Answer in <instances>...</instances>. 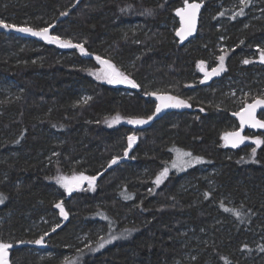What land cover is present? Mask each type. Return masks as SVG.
Masks as SVG:
<instances>
[{"label":"trees","instance_id":"16d2710c","mask_svg":"<svg viewBox=\"0 0 264 264\" xmlns=\"http://www.w3.org/2000/svg\"><path fill=\"white\" fill-rule=\"evenodd\" d=\"M231 1L202 0L198 36L180 46L173 13L185 0H0L6 23L54 24L52 35L89 53L0 33V242L12 245L11 264H264V143L251 142L264 134L248 133L237 151L221 139L236 125L226 85L247 87L259 74L240 51L264 38V18L248 22L247 7L230 14ZM220 36L231 49L226 72L199 85L197 65H214ZM96 56L140 87L101 82ZM146 93L189 106L140 129L127 120L155 111ZM178 151L202 160L174 168ZM80 174L94 186L69 193L56 181Z\"/></svg>","mask_w":264,"mask_h":264},{"label":"snow or ice","instance_id":"6c2138e0","mask_svg":"<svg viewBox=\"0 0 264 264\" xmlns=\"http://www.w3.org/2000/svg\"><path fill=\"white\" fill-rule=\"evenodd\" d=\"M240 2V11L238 13H235V15L242 16L244 15V8L248 6L250 3V0H239ZM201 7L200 3H188V0H185V6L183 8L176 10V15L180 17L181 20V27L176 31V35L180 37L181 41H183L187 35H191L193 30L195 29V23H196V16ZM121 11H124V9H121ZM61 16L67 15V12H61ZM219 15L223 16L224 13L221 12ZM52 25H48L47 27L42 28H33L30 26H17L11 23H6L4 20L0 19V28L4 29H15L18 32L22 33H29L32 36L38 37L45 42L49 44H57L60 47L65 48H77L82 54L88 55L89 53L86 52L83 44H73L69 40H62L59 36L50 35L49 34V28H51ZM243 43V42H242ZM95 59L102 65V68L97 72L96 77L97 79H104L109 84H128L132 88H139L140 85L137 84L133 79H130L128 75H125V73L119 71L110 61L102 59L100 56H96ZM219 65L217 68H213L211 72H205L204 74V80H201V83H204L206 80L210 79L213 75H218L219 72L224 71V60L225 56L220 55L218 58ZM260 61L264 63V50H260ZM250 61L245 59L243 61L244 64H248ZM203 61L199 62L197 67L200 68L203 71ZM147 95H155L156 100L159 101V103L155 106V111L152 113V115L147 116L146 119L144 118H131L128 119L127 122L129 124H146L149 121H151L154 116H156L158 113L162 111L163 108H180V107H188L187 103L184 100H181L175 96H168V95H158L156 93H146ZM264 106V98H257L254 100L251 104H245L244 108L237 113H234V115L239 117L240 120V127L241 130H243L245 125H248L252 128H260L264 129V120H260L256 118V111L258 108ZM203 111V109H201ZM121 117L119 115L112 118V120L109 122V126L111 127L112 124L119 123ZM128 148L125 149V156L128 155V150L132 148L133 143L136 140V137L134 135L128 136ZM221 139L225 142V145H231V147L235 148L239 144L244 143L245 140H248L249 137L241 135V131H233L225 133ZM253 144L257 145L259 147L264 141L261 140L259 136H256L251 141ZM252 156H255L256 154V148H252L251 150ZM184 157H188V160H184ZM117 157H113L110 161V166L112 164L117 163ZM243 159V158H242ZM202 158L199 156H193L191 152H177V160L173 161L172 167H185L191 165L193 162L199 163L201 162ZM179 161V164L177 163ZM168 174V168L165 167L161 172H159L153 181L154 184L159 185L162 180L167 176ZM87 180L89 182V186H94V181L96 180L95 176H84L83 174H80L79 176H73L71 179L67 177H58L56 178V181L58 184H60L67 192L71 193L73 191V188L78 186L81 182ZM207 196V193L205 194ZM131 197L125 196V199H130ZM3 202V198L0 197V203ZM223 207V205H221ZM55 207L60 209L61 215L67 218V213L64 211L62 202L57 203ZM225 211H233V213L237 216H239L238 212H235V210L232 209H224ZM56 227H59L57 225ZM56 229L54 228L53 231ZM47 233H44L43 236H41L39 239H36L34 241H30L29 243L34 244H42L44 240V236H46ZM119 239V237L112 236L111 239L105 240L104 238H101V242L98 245V248H103L105 244L111 243L112 240ZM12 245L4 242H0V264H8V249L11 248ZM98 249H93V251Z\"/></svg>","mask_w":264,"mask_h":264},{"label":"rangeland","instance_id":"374dc122","mask_svg":"<svg viewBox=\"0 0 264 264\" xmlns=\"http://www.w3.org/2000/svg\"><path fill=\"white\" fill-rule=\"evenodd\" d=\"M202 1V0H201ZM264 0H252L249 5L247 6L248 9V13L251 14V18H249L248 22H253V21H258L264 18ZM240 2L239 0H232L225 8H229L230 14H235L238 11H240ZM229 21H221L220 23H217L215 26L216 29H220L222 27H225L227 25ZM250 22V23H251ZM249 24V23H247ZM248 25H244V27H246ZM178 29L175 28L174 32ZM241 43V42H240ZM57 45V44H55ZM59 46V45H57ZM60 47V46H59ZM61 48H65V47H61ZM248 47L243 48V51H240V53H243L244 57L241 60V64H244L243 61L245 59L249 60L250 62L248 64H246V66L249 67H256V69H260L259 74L257 76H255V80H252V84L250 86L245 87L244 85L242 86H230V85H226L227 87L225 88V93L223 94L224 96H227V101H230L231 105H233L235 107V112H238L240 109H242L244 107V102L246 101L247 98H251V101H254L257 98H261L260 96L263 95L264 92V86H263V81L261 80L262 78V74L264 73V63H262L260 61V50H264V38L262 40H259L251 49H247ZM216 50L218 51V55L215 56V63L214 65H210L207 63H203V71L197 67V71L199 74V85H204V84H208L211 83L214 79H218L220 78L225 72H226V61H227V55L229 50L231 51V49L226 45V39L224 37H219L217 44H216ZM220 55H224L225 56V60H224V71L219 72L218 75H213L210 79L206 80L204 83H201V80H204V74L205 72H211L213 68H217L219 65V60L217 59ZM105 60V59H104ZM102 68V65L98 62V70L94 71L92 74H94L96 76L97 72ZM264 75V74H263ZM101 82L105 83V84H109L107 83L106 80L104 79H100ZM240 82V81H239ZM110 85H115L118 87H123V88H130V89H136V88H132L131 86H129L128 84H110ZM223 88H220V91H222ZM221 98V97H220ZM217 106H222L221 103H217ZM238 128L237 124L235 125H230L229 128H227L224 132L228 133L231 131H235ZM223 134V135H224ZM222 135V136H223ZM137 141V137L135 142L133 143L132 147L135 145ZM131 149H129L130 151ZM184 159V158H183ZM177 163L179 164V161H177ZM95 182V181H94ZM93 182V183H94ZM83 184H89V182L87 180L83 181L80 183V185L78 187H76L75 189H81ZM62 218H65L63 215H61Z\"/></svg>","mask_w":264,"mask_h":264},{"label":"water","instance_id":"95a60500","mask_svg":"<svg viewBox=\"0 0 264 264\" xmlns=\"http://www.w3.org/2000/svg\"><path fill=\"white\" fill-rule=\"evenodd\" d=\"M188 3H200L201 4V7H200V9H199V11L197 13V16H196L195 29L193 30L192 34L191 35H187L186 38L183 41H181L180 37H178L176 35V31L181 27V20H180V17L176 15V10L177 9H180V8H183L185 6V2L182 4L181 7H178L174 11V13H173L174 14V17L176 18L177 23H178V29L175 31L174 37L178 41V43H179L180 46H184V45L188 44L190 41L194 40L198 36L199 24H200V17H201V13L203 11V8H204V3L201 2V1H188ZM54 29H55V25L53 24L52 27L49 28V34L50 35L53 34ZM0 33L6 34V35H14V36H16L18 38H23V39H28V40H34V41L39 42V43L48 44L47 42H45L44 40H42V39H40L38 37L32 36L29 33L18 32L15 29H4V28H0ZM158 95H162V94H158ZM149 97L156 104L159 103V101L156 100V96L155 95H149ZM253 102L254 101L249 102V103H246V104H251ZM172 109H173L172 107L163 108L162 111L160 113H158L156 116H154V118L151 121H149L148 123H146V124H137V125H134V127H138L140 129H142V128L146 127V126H149L153 120L158 119L164 113H166L168 111H171ZM242 109H240L238 112H240ZM262 113H264V106H262V107H260V108L257 109V111H256V118L257 119H260V120H263V119L260 118V114H262ZM231 117L235 120V122H236V124L238 126V128L235 131H241V135L247 136L248 133H253V134H255V133H261V134H264V129L252 128V127H250L248 125H245L244 128H243V130H241L239 117L236 116V115H234V113L231 114ZM231 132H233V131H231ZM246 142H247V140H245L244 143L239 144L235 148L231 147V145H227L226 147H227V149H229L231 151H237V150H240L243 146H245ZM12 249H13V247L9 248L8 249V253ZM8 264H11L10 261H9V259H8Z\"/></svg>","mask_w":264,"mask_h":264},{"label":"bare ground","instance_id":"6f19581e","mask_svg":"<svg viewBox=\"0 0 264 264\" xmlns=\"http://www.w3.org/2000/svg\"><path fill=\"white\" fill-rule=\"evenodd\" d=\"M202 14V13H201ZM199 27H200V24H199Z\"/></svg>","mask_w":264,"mask_h":264}]
</instances>
